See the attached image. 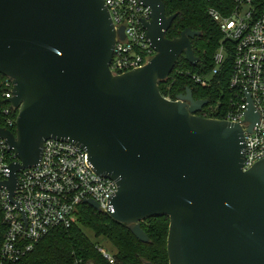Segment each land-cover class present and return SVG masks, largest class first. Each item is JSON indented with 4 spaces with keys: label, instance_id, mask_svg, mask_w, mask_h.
Masks as SVG:
<instances>
[{
    "label": "water",
    "instance_id": "95a60500",
    "mask_svg": "<svg viewBox=\"0 0 264 264\" xmlns=\"http://www.w3.org/2000/svg\"><path fill=\"white\" fill-rule=\"evenodd\" d=\"M141 1L152 9L143 26L156 54L116 75L110 62L125 33L105 0H0V74L12 79L8 102L18 108L15 132L0 127L18 158L0 186L15 202L18 172L39 163L45 141H70L118 184L107 209L85 204L142 242V221L169 216V264H264V158L245 170L243 126L203 116L209 100L190 88L164 97L159 83L181 55L199 63L192 39L201 32L168 38L177 14L162 0ZM247 97L251 131L259 114Z\"/></svg>",
    "mask_w": 264,
    "mask_h": 264
},
{
    "label": "built area",
    "instance_id": "2783aa9c",
    "mask_svg": "<svg viewBox=\"0 0 264 264\" xmlns=\"http://www.w3.org/2000/svg\"><path fill=\"white\" fill-rule=\"evenodd\" d=\"M105 3L116 29L123 26L125 33V38L117 36L111 71L120 75L144 67L156 54L143 26L144 21L151 20L152 9L141 0H105ZM209 15L219 25L223 39L214 55L211 72L195 74L194 78L204 87L211 86L222 69L230 66L231 95L225 117L220 119L243 126L247 170L264 158V0H234L231 15L224 16L214 8L209 9ZM4 77L0 80V91L3 90L8 101L13 96V81ZM247 94L259 114L251 131L246 119ZM3 113L6 128H16L18 108L9 103ZM203 116L208 117L205 113ZM16 161V154L0 138L1 181L8 179L9 165ZM117 191V182L95 171L85 149L70 141L47 139L39 163L18 172L15 202L11 201L8 188L0 186V211L6 226L0 264H17L53 229L73 225L85 200L93 199L103 210L107 209ZM98 250L108 261H114L111 253L100 246ZM75 264L81 262L76 260Z\"/></svg>",
    "mask_w": 264,
    "mask_h": 264
},
{
    "label": "trees",
    "instance_id": "16d2710c",
    "mask_svg": "<svg viewBox=\"0 0 264 264\" xmlns=\"http://www.w3.org/2000/svg\"><path fill=\"white\" fill-rule=\"evenodd\" d=\"M167 15L177 14L166 36L179 37L185 28L201 32L192 39L195 55L200 58L197 65H191L181 55L170 76L159 83L163 95L176 100L188 88L195 99H207L209 104L202 111L208 117L223 118L227 100L231 95L228 80L230 66L222 69L215 78L216 83L204 87L194 78L195 74L207 75L214 67V55L220 47L223 34L219 25L210 17L209 9L214 8L222 15L232 14L234 0H162ZM0 74V80L4 79ZM3 91V90H2ZM0 91V127H6L3 110L9 106L7 98ZM11 130L15 132V128ZM0 211V250L4 241L6 226ZM142 228L149 237L148 242L140 241L129 226L110 217L105 211H97L88 204H81L77 221L70 227H57L41 239L23 256L17 264H169L167 249L170 218L167 215L151 217L142 221ZM96 239L105 237L113 246L114 261H108L98 250Z\"/></svg>",
    "mask_w": 264,
    "mask_h": 264
},
{
    "label": "rangeland",
    "instance_id": "374dc122",
    "mask_svg": "<svg viewBox=\"0 0 264 264\" xmlns=\"http://www.w3.org/2000/svg\"><path fill=\"white\" fill-rule=\"evenodd\" d=\"M247 9L248 8L245 7L244 11H246ZM87 233L89 234V236L93 240H95L97 242V244H98L97 246H100L101 248H103L104 250L108 251L109 253H113L114 252L113 246L111 245V243L105 237H100V238L96 239L92 232L87 231Z\"/></svg>",
    "mask_w": 264,
    "mask_h": 264
},
{
    "label": "flooded vegetation",
    "instance_id": "af4514ba",
    "mask_svg": "<svg viewBox=\"0 0 264 264\" xmlns=\"http://www.w3.org/2000/svg\"><path fill=\"white\" fill-rule=\"evenodd\" d=\"M203 111V110H202ZM202 113V112H201Z\"/></svg>",
    "mask_w": 264,
    "mask_h": 264
}]
</instances>
